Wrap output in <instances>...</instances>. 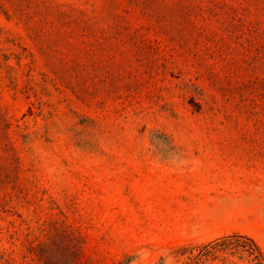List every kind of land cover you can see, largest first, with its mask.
<instances>
[{
	"label": "rangeland",
	"instance_id": "1",
	"mask_svg": "<svg viewBox=\"0 0 264 264\" xmlns=\"http://www.w3.org/2000/svg\"><path fill=\"white\" fill-rule=\"evenodd\" d=\"M246 237L264 0H0V264H258Z\"/></svg>",
	"mask_w": 264,
	"mask_h": 264
},
{
	"label": "trees",
	"instance_id": "2",
	"mask_svg": "<svg viewBox=\"0 0 264 264\" xmlns=\"http://www.w3.org/2000/svg\"><path fill=\"white\" fill-rule=\"evenodd\" d=\"M246 239H248V241L250 242L251 251H253L255 253L254 256L256 258L257 263L258 264H264V256H263L261 250L259 249V247L253 241V239H250L248 237H246ZM205 251L208 252V253L210 252V250H205ZM196 255H198V252L197 253H192L190 258L193 259L194 257H196Z\"/></svg>",
	"mask_w": 264,
	"mask_h": 264
}]
</instances>
